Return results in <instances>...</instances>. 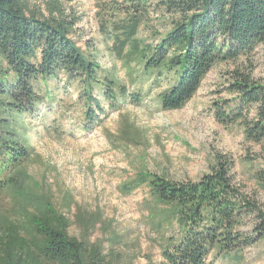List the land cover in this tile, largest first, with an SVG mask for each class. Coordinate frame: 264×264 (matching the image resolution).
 Segmentation results:
<instances>
[{"label":"trees","instance_id":"obj_1","mask_svg":"<svg viewBox=\"0 0 264 264\" xmlns=\"http://www.w3.org/2000/svg\"><path fill=\"white\" fill-rule=\"evenodd\" d=\"M74 1L0 0V192L17 187L14 174L32 156L17 119L38 112L48 98L39 88L49 80L62 76L79 86L85 119L93 125L96 115L104 114L94 93L117 110L124 102L142 103L144 85L164 82L156 97L160 110H180L213 68L258 48L264 54V0H162L177 15L163 34L138 39L132 17L114 38L110 52L126 72L127 84L121 85L99 66L96 53L73 41L80 19L66 14L63 4ZM224 90L230 99L212 104L215 122L237 126L244 140L264 153V84L234 70ZM233 167L229 157L215 153L209 172L197 181L173 182L161 175L134 181L148 186L175 227L161 264H213L264 240V211L236 187ZM43 198L37 204L24 201L11 209L14 216L1 217L0 264H100L98 249L70 237V221L50 196Z\"/></svg>","mask_w":264,"mask_h":264},{"label":"rangeland","instance_id":"obj_2","mask_svg":"<svg viewBox=\"0 0 264 264\" xmlns=\"http://www.w3.org/2000/svg\"><path fill=\"white\" fill-rule=\"evenodd\" d=\"M161 1L76 0L63 8L80 19L72 35L76 45L96 53L99 66L126 85L125 69L110 52L114 38L132 17L138 39L163 34L177 15ZM234 70L264 84L263 49L213 68L180 110H160L156 97L164 82L144 85L142 103L124 102L117 110L94 93L104 114L96 115L93 125L85 119L79 86L62 76L49 80L39 88L48 98L38 112L17 119L32 156L14 174L17 187L0 192V222L24 201L37 204L50 196L71 223L68 235L95 246L100 264H161L175 227L166 222L168 210L155 202L148 186H134V181L142 175L197 181L209 172L215 153L231 159L234 184L264 211V153L246 142L237 126L217 124L211 112L213 103L230 99L224 89ZM237 256L213 264H264V240Z\"/></svg>","mask_w":264,"mask_h":264}]
</instances>
